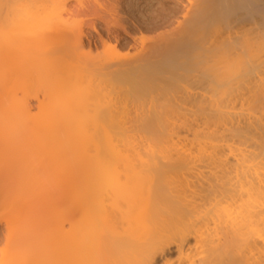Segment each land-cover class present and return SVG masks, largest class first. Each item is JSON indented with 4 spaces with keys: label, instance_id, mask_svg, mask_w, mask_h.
Listing matches in <instances>:
<instances>
[{
    "label": "bare ground",
    "instance_id": "1",
    "mask_svg": "<svg viewBox=\"0 0 264 264\" xmlns=\"http://www.w3.org/2000/svg\"><path fill=\"white\" fill-rule=\"evenodd\" d=\"M0 264H264V0H0Z\"/></svg>",
    "mask_w": 264,
    "mask_h": 264
},
{
    "label": "rangeland",
    "instance_id": "2",
    "mask_svg": "<svg viewBox=\"0 0 264 264\" xmlns=\"http://www.w3.org/2000/svg\"><path fill=\"white\" fill-rule=\"evenodd\" d=\"M6 5L3 6V10L6 8ZM95 8V9H94ZM99 7H97L98 9ZM93 10L87 11V15H86V11H83L80 14L79 17H77L78 20L80 22V26H81V32L79 34V37L81 39V41L84 43V46H81L80 44L77 45V47H75L76 52H74L73 56H74V60L76 61V64L78 62V67L76 69H80V70H84L81 69L80 66L82 64H86V67L89 69V71L92 73H98V69L100 66V62L105 63L104 61H107L106 59H110L108 58L107 54V47L104 46L103 41L106 39H108L107 35H108V31H109V24L108 26L106 25L107 22V13L106 12H102L103 9L97 11L96 7L92 8ZM90 12V14H89ZM92 12V13H91ZM87 16L86 18L84 16ZM106 16V18H105ZM85 18V19H84ZM93 22V24H92ZM139 35H143L145 37H149L151 34L150 33H138ZM112 44V42H111ZM133 51L128 47V46H118L114 51L113 54L110 56L111 59H117V58H123L129 54H131ZM77 53V54H76ZM71 55V54H70ZM76 55V56H75ZM73 56L72 59H73ZM69 57V58H71ZM73 60V61H74ZM99 63V64H98ZM75 64V63H74ZM81 64V65H80ZM80 65V66H79ZM76 66V65H75ZM96 66V67H95ZM82 67V66H81ZM95 68V69H93ZM97 68V69H96ZM88 69H85V71H88ZM96 71V72H95ZM15 91H18L19 88L18 87H13ZM16 88V89H15ZM18 88V90H17ZM20 93V95L18 96V94ZM102 95V94H101ZM21 92L19 90V92H17L16 97L20 98ZM101 97V96H100Z\"/></svg>",
    "mask_w": 264,
    "mask_h": 264
}]
</instances>
